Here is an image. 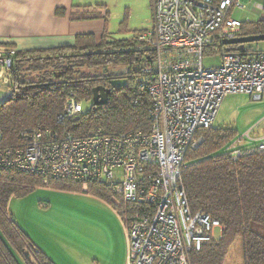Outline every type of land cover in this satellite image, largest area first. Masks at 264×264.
I'll use <instances>...</instances> for the list:
<instances>
[{
    "label": "built area",
    "instance_id": "obj_1",
    "mask_svg": "<svg viewBox=\"0 0 264 264\" xmlns=\"http://www.w3.org/2000/svg\"><path fill=\"white\" fill-rule=\"evenodd\" d=\"M153 2L152 27L138 34L155 53L145 69L154 77L147 86L150 132L111 134L98 128L83 137L36 129L22 133L23 145L4 148L0 131V177L13 171L42 177L46 186L52 180L82 183L84 190L89 182L104 181L115 193L112 207L124 226L126 264H192V254L216 242L224 227L204 211L191 210L183 182L187 153L203 142L195 139L199 130L214 127L227 96L262 99L264 52L227 53L219 65L204 64L206 47L239 37L242 21L232 16L241 8L239 0ZM256 7L264 16V6ZM14 53L0 52V77L13 66ZM81 113V102L71 93L57 123ZM238 145L229 149L233 160L264 153V140Z\"/></svg>",
    "mask_w": 264,
    "mask_h": 264
},
{
    "label": "trees",
    "instance_id": "obj_2",
    "mask_svg": "<svg viewBox=\"0 0 264 264\" xmlns=\"http://www.w3.org/2000/svg\"><path fill=\"white\" fill-rule=\"evenodd\" d=\"M264 6V0H262ZM127 15L122 21L125 26ZM136 32L130 39L102 35H78L74 45L48 50L15 51L8 70L12 95L0 103L1 145L15 148L24 144V131L52 129L86 136L101 128L111 134L150 132L152 100L147 92L153 75L145 69L155 61L154 51ZM264 35V16L256 22L242 21L239 37ZM249 44H214L203 50V58H222L227 53L244 57L261 53ZM127 69L114 73V70ZM28 78V75H33ZM143 80L136 81L138 78ZM127 78L128 84L115 86L113 79ZM110 90L106 105L95 106L60 126L58 116L73 93L81 102H93V89ZM203 142L190 149L183 170V182L193 212L199 210L219 220L224 230L218 240L191 256L192 264H224L233 243L242 241L245 264H264V153L233 160L228 148L235 132L231 129H201L195 139ZM246 148V147H245ZM224 151V153L219 154ZM7 171L0 177V264H53L11 220L8 203L37 187L80 191L82 183L52 180ZM87 193L112 205L115 193L104 181L89 182ZM114 204V203H113ZM127 207V206H126ZM130 208V207H129ZM35 260L32 263L31 257Z\"/></svg>",
    "mask_w": 264,
    "mask_h": 264
},
{
    "label": "rangeland",
    "instance_id": "obj_3",
    "mask_svg": "<svg viewBox=\"0 0 264 264\" xmlns=\"http://www.w3.org/2000/svg\"><path fill=\"white\" fill-rule=\"evenodd\" d=\"M255 4L262 5L263 2L262 0H239L241 8L234 10L233 18L245 22L260 20L263 17L262 11ZM126 15L127 20L122 27V21ZM152 24L150 0H121L111 8L109 29L116 39H130L133 31L149 30ZM249 45L255 49L254 51L264 52V41ZM220 62L219 57L204 59L205 66H216ZM125 70L127 69H117L113 72ZM33 77L34 74L28 75L29 79ZM143 79L145 77L138 78L136 81ZM128 81L127 78L113 79L112 84L123 86L128 84ZM11 95V77L5 72L4 76L0 77V103L5 102ZM229 96L228 99L234 107L253 104L248 96L242 94ZM92 104V101L83 99L82 111L87 112ZM221 110L222 108L219 111ZM228 111L225 109L222 116H227ZM243 111L244 109L240 110V113L243 114ZM218 117L214 124L215 128H235L219 123ZM254 127L248 129L240 127L233 144L240 140H243V144L257 138L261 131ZM200 138L203 137L200 136L196 140ZM222 153L224 151L219 154ZM105 204L85 190L66 191L41 186L22 196L12 197L7 210L16 227L53 264H121L123 258L126 264L127 240L123 223L117 211L107 202ZM123 240L126 245L125 253L121 247ZM224 264H245L240 239L230 247Z\"/></svg>",
    "mask_w": 264,
    "mask_h": 264
},
{
    "label": "crops",
    "instance_id": "obj_4",
    "mask_svg": "<svg viewBox=\"0 0 264 264\" xmlns=\"http://www.w3.org/2000/svg\"><path fill=\"white\" fill-rule=\"evenodd\" d=\"M150 1L153 16L154 2ZM119 2L121 0H0V52L7 49L27 51L70 46L75 44L78 35L85 34L94 35L98 42L104 34L115 38L110 32L109 21L112 6ZM136 32L138 30L133 31V35ZM242 95L251 98L253 104L234 107L228 99L230 96H227L217 115L219 123L235 127L224 128L233 130L235 136L240 127L248 129L255 126L261 131L251 142L242 144L243 140H240L239 148L253 146L264 140V94L261 100H254L249 94ZM225 109L229 111L224 117L222 113ZM242 109L243 114L240 113ZM235 136L227 147L228 151L234 145ZM101 202L105 204V201ZM121 247L125 253L124 240ZM121 264H125L124 258Z\"/></svg>",
    "mask_w": 264,
    "mask_h": 264
},
{
    "label": "water",
    "instance_id": "obj_5",
    "mask_svg": "<svg viewBox=\"0 0 264 264\" xmlns=\"http://www.w3.org/2000/svg\"><path fill=\"white\" fill-rule=\"evenodd\" d=\"M264 41V35L238 37L231 40H226L224 45L233 46L238 45L239 51L244 52L247 44H253ZM110 90L104 87H96L93 89V104L95 106L106 105L109 101Z\"/></svg>",
    "mask_w": 264,
    "mask_h": 264
}]
</instances>
